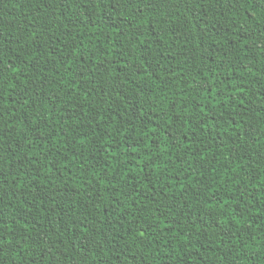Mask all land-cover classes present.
I'll return each mask as SVG.
<instances>
[{"label": "trees", "instance_id": "trees-1", "mask_svg": "<svg viewBox=\"0 0 264 264\" xmlns=\"http://www.w3.org/2000/svg\"><path fill=\"white\" fill-rule=\"evenodd\" d=\"M0 264H264V0H0Z\"/></svg>", "mask_w": 264, "mask_h": 264}]
</instances>
